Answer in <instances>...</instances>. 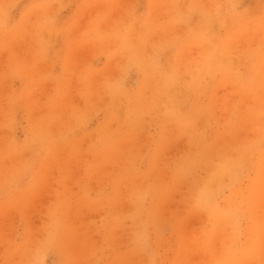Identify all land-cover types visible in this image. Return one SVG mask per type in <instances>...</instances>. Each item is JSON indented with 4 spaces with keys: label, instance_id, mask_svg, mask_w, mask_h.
<instances>
[{
    "label": "rangeland",
    "instance_id": "rangeland-1",
    "mask_svg": "<svg viewBox=\"0 0 264 264\" xmlns=\"http://www.w3.org/2000/svg\"><path fill=\"white\" fill-rule=\"evenodd\" d=\"M112 4L0 0V264H264V0Z\"/></svg>",
    "mask_w": 264,
    "mask_h": 264
},
{
    "label": "bare ground",
    "instance_id": "bare-ground-1",
    "mask_svg": "<svg viewBox=\"0 0 264 264\" xmlns=\"http://www.w3.org/2000/svg\"><path fill=\"white\" fill-rule=\"evenodd\" d=\"M135 61L137 63L140 62V61H137V59ZM168 78L170 79V77H168ZM256 85H258V84H256ZM255 91H256V89H255ZM252 93H254V92H252ZM249 95H251V94H249ZM259 112H261V111H259ZM259 112H257V113H259ZM209 146H210L209 144H206L205 146H203V149L200 151L199 161H193L191 159L190 160L187 159L184 161L181 160V161L177 162L176 164H174L172 169H171L173 178L177 174L178 175H185V174L191 172L194 169V167H201L204 169L205 175L209 176L206 178L207 181H210L211 179H216L217 177H219V179H221L220 178L221 175H228L227 174L228 170H231L232 171L231 175H233L234 170H235V172L237 171V165L240 164V162H241V158L239 157V154H237V152L236 153L231 152V150H229V149L226 150L224 153H221L220 151L223 149V147H220L219 145H216V144H215V147H213L211 149H209ZM260 164H262V161L258 162L257 166H259ZM259 169H261V167ZM259 171H261V170H259ZM261 174H263V173H261ZM260 176H263V175H260ZM170 180H171V176H170ZM167 184H168V182H167ZM169 187H170V189L173 188V182L172 181H171ZM170 189H167V191H169ZM255 190H256V188H255ZM197 191H199V190L195 189L194 192H197ZM152 196H153V194H152ZM258 251H259V248H258Z\"/></svg>",
    "mask_w": 264,
    "mask_h": 264
},
{
    "label": "crops",
    "instance_id": "crops-1",
    "mask_svg": "<svg viewBox=\"0 0 264 264\" xmlns=\"http://www.w3.org/2000/svg\"><path fill=\"white\" fill-rule=\"evenodd\" d=\"M112 2H114V7H113V4H112L111 5V9L113 11H114V9H116L117 12L114 11L113 13H111L110 16H108V18L112 22L111 25L114 24L112 26V28H118L119 27L118 26L119 25L118 22H120L122 19H125L126 18L123 12L118 11L119 10V7L121 5H124L126 3V0H112ZM119 32L124 33V30L123 29H121V30L118 29V30H116L115 33H112V34L118 35ZM86 44H87V47H86V49L84 51H82L80 53L79 62H77V63H80V64L77 65L76 62H75V60L73 59V61L75 62V67H77V71H76L77 73L79 72V70H83L84 68H86V69L89 68V71H91L93 69V66H94V62H93V59L91 57L92 48H89L90 43L88 42V40H86ZM61 59H62V57L60 58V60ZM63 67H64V64L60 63L59 64V68L62 69ZM70 68H73V65H70ZM89 77H90V80H91L92 75H90Z\"/></svg>",
    "mask_w": 264,
    "mask_h": 264
}]
</instances>
